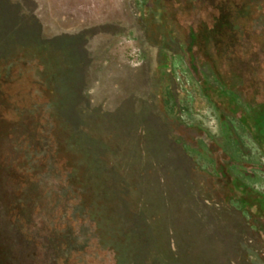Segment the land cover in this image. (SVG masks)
<instances>
[{"label":"rangeland","instance_id":"obj_1","mask_svg":"<svg viewBox=\"0 0 264 264\" xmlns=\"http://www.w3.org/2000/svg\"><path fill=\"white\" fill-rule=\"evenodd\" d=\"M186 1L164 45L156 0H0V264H110L115 202L159 226L160 264H264V0ZM231 158L246 195L211 171Z\"/></svg>","mask_w":264,"mask_h":264},{"label":"trees","instance_id":"obj_2","mask_svg":"<svg viewBox=\"0 0 264 264\" xmlns=\"http://www.w3.org/2000/svg\"><path fill=\"white\" fill-rule=\"evenodd\" d=\"M187 2L186 0H184ZM156 3L160 10L157 11V16H153L152 13H149V16H147V19L144 20L142 19L141 22L146 23V32L148 38H150L153 43H162L164 41L165 43L169 39H173L174 37L178 36L177 29L174 25V20L172 18V13L167 12L165 10L166 4L164 3V0H156ZM146 9H149V6H145ZM148 7V8H147ZM221 19L226 20L228 18V15H221ZM187 24V23H186ZM189 24V23H188ZM190 30H187L188 28L185 29V36L184 39L187 42L186 44V52L189 57V66L192 70L193 73H198V65L197 61L198 58L196 56L197 52V45L194 39L193 33H198L195 30H192L195 27H190ZM235 45V44H234ZM232 43L230 46H232V50L234 49V46ZM202 46V44H201ZM70 52L74 54L75 52H80V48L78 47L77 42H72L69 45ZM231 49V48H230ZM235 53V51H234ZM232 54V52H231ZM240 53H238L239 55ZM234 55V54H233ZM237 55V57H238ZM240 56V55H239ZM77 60V59H76ZM233 60V61H232ZM238 61L239 59L235 56H232V58L229 59V66L232 67L234 66V61ZM215 74L216 78L222 87L221 92H223L224 95L227 96V93H230L233 95L232 97L237 95V92L235 91V86H236V81L238 80V77L233 75V72H231L232 75H228L224 77V74L222 75L219 73L215 67ZM230 78V79H228ZM231 80V82H229ZM234 81V82H232ZM244 103L248 110L244 108L245 116L246 118L249 117L250 112H254L255 118L258 122L256 124V128L260 125L264 124V100L258 101V102H252L251 100L244 99ZM242 121L245 122V117ZM202 138V143L206 147L208 142L212 141V138H209L208 135H205ZM262 144H264L263 141H261ZM236 164H242L240 161H237L233 158H231L230 162H225V163H219V162H213V165L211 166V171L215 173L217 178L219 177L220 180H224L226 183L232 186V191L233 193H242L243 195H246L247 192L242 188L243 183L238 181V178H236L232 171L231 168L234 167ZM243 165V164H242ZM251 167V165H250ZM243 170H246V168L241 167ZM248 169V168H247ZM249 172V171H248ZM246 174V173H245ZM237 196V195H236ZM233 197V194L230 196ZM239 202L241 200L238 198ZM119 202H115V207H113V215L115 214L116 217H118V220L122 221L124 223V232L121 235L123 239L118 238V236L115 232H105L104 237H102V242L105 243L104 246H110V247H115V250H117V246L119 247L120 252H115L113 249H110L113 251V254L109 253V250H106L107 254H110L109 259L106 261V263L112 264L115 260V264H131L133 261L135 262L134 264H160V257L156 253V250L154 246H156V242L158 241V232L159 231V226L158 225H153L152 223L148 221V219L145 218L141 221L138 222L140 215L137 212L138 207H131L128 204V207L125 208L122 205L118 206ZM245 209V207L243 206ZM134 209V210H132ZM248 209V208H247ZM162 215V213H157L158 216ZM110 234V235H109ZM132 235L133 241H127V236ZM109 235V236H108ZM110 237V238H108ZM119 243V244H118ZM247 247V245H246ZM248 248V247H247ZM153 249V251H152ZM115 252V253H114ZM106 254V256H107ZM101 257V255H100ZM105 264V262H104Z\"/></svg>","mask_w":264,"mask_h":264}]
</instances>
